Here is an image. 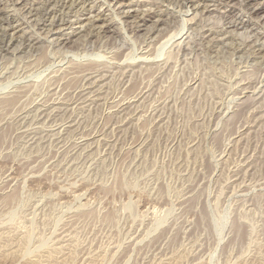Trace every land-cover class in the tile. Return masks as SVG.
<instances>
[{"label": "rangeland", "instance_id": "1", "mask_svg": "<svg viewBox=\"0 0 264 264\" xmlns=\"http://www.w3.org/2000/svg\"><path fill=\"white\" fill-rule=\"evenodd\" d=\"M0 264H264V0H0Z\"/></svg>", "mask_w": 264, "mask_h": 264}, {"label": "bare ground", "instance_id": "2", "mask_svg": "<svg viewBox=\"0 0 264 264\" xmlns=\"http://www.w3.org/2000/svg\"><path fill=\"white\" fill-rule=\"evenodd\" d=\"M117 1V0H116ZM248 2H250L251 0H247ZM70 2V1H69ZM85 3V2H84ZM77 4V3H76ZM73 5H75V4H73ZM64 9V8H63ZM52 14H54V12L52 11V12H46V14H45V17H47V18H50L51 16H52ZM43 16V15H42ZM136 18V17H135ZM144 18V17H143ZM145 19V18H144ZM54 21V20H53ZM137 22V21H136ZM101 26V25H100ZM105 26H106V24H105ZM94 27V26H93ZM96 27V26H95ZM98 27H99V25H98ZM103 27L104 26H101V27H99L100 29H103ZM8 28V27H7ZM12 28H13V25H12ZM91 28V27H90ZM110 28V27H109ZM108 28V29H109ZM14 29V28H13ZM105 30L106 29H104V32H105ZM89 32H91V31H89ZM5 34V33H4ZM177 34V33H176ZM88 38V37H87ZM10 42V41H9ZM11 45V44H10ZM7 47H9V46H7ZM8 49V48H7ZM6 50V49H5ZM91 70H92V68H90ZM87 72V71H86Z\"/></svg>", "mask_w": 264, "mask_h": 264}]
</instances>
